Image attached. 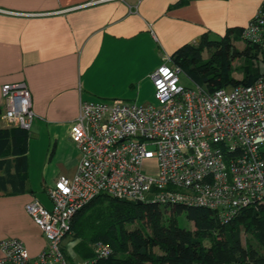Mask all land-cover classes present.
<instances>
[{
    "label": "built area",
    "instance_id": "1",
    "mask_svg": "<svg viewBox=\"0 0 264 264\" xmlns=\"http://www.w3.org/2000/svg\"><path fill=\"white\" fill-rule=\"evenodd\" d=\"M101 1L107 0L91 4ZM263 25L259 11L242 38L260 43ZM184 72L167 58L150 74L156 104L121 99L80 104L71 127L80 151L76 173L60 175L47 189L51 208L37 199L26 204L47 245L31 258L21 239L2 238L0 264H72L63 241L77 212L101 194L203 207L222 224L264 201V74L250 84L209 91L199 83L183 85ZM2 94L7 122L30 132L37 115L27 84H4ZM94 252L93 260L73 264H93L113 249L101 242Z\"/></svg>",
    "mask_w": 264,
    "mask_h": 264
},
{
    "label": "crops",
    "instance_id": "2",
    "mask_svg": "<svg viewBox=\"0 0 264 264\" xmlns=\"http://www.w3.org/2000/svg\"><path fill=\"white\" fill-rule=\"evenodd\" d=\"M0 0V126L2 87L25 82L36 118L28 169L0 168V240L21 239L31 258L47 245L26 204L52 202L47 189L73 176L80 160L71 127L83 101L140 100L150 74L204 36L234 38L264 0ZM242 39V38H240ZM37 169L35 176L32 170ZM1 255V252H0Z\"/></svg>",
    "mask_w": 264,
    "mask_h": 264
},
{
    "label": "trees",
    "instance_id": "3",
    "mask_svg": "<svg viewBox=\"0 0 264 264\" xmlns=\"http://www.w3.org/2000/svg\"><path fill=\"white\" fill-rule=\"evenodd\" d=\"M260 11L264 17V2ZM243 29L233 39L229 35L220 40L204 36L200 43L182 47L171 59L183 70L187 68V73L209 91L250 84L261 74L258 67H253L242 81L230 76L222 63L211 68L224 55L236 59L249 56L252 50H262L264 25L260 43L246 40L244 49L231 44V40L242 38ZM205 47L213 51L203 61ZM28 141L29 132L0 126V168L5 165L6 171H10L12 162L4 156L11 153L16 156L17 172L27 171ZM183 212L194 223L193 230L178 225L176 216ZM134 221L139 227L128 229L126 224ZM242 231L249 235L245 244ZM71 234L77 241L75 250L82 258L94 259V243L103 241L113 249L111 256L96 259L93 264H264V201L243 208L228 224H222L214 211L203 207H169L152 201L138 204L101 194L77 212L67 237ZM65 254L70 257L67 251Z\"/></svg>",
    "mask_w": 264,
    "mask_h": 264
},
{
    "label": "rangeland",
    "instance_id": "4",
    "mask_svg": "<svg viewBox=\"0 0 264 264\" xmlns=\"http://www.w3.org/2000/svg\"><path fill=\"white\" fill-rule=\"evenodd\" d=\"M231 44L234 45L235 48L237 49H244L247 46V41L244 39H237V40H231ZM262 50H252L249 56H240L236 59H230V57H228L227 55H224L222 58H220L219 60H217L218 62L216 63H212L211 64V68H215L216 66H220V64H224V68L227 69V72L229 73L230 76L242 81L244 79L245 76H249L250 72L252 70L253 67H258L261 71V74H264V41L262 43ZM212 51L211 49H208V47H205L203 50V61L208 60L211 56H212ZM228 64V66H227ZM184 68H186V66L182 65ZM185 71V70H184ZM186 73L187 68H186ZM181 74V83L187 87H194L195 83H198L197 81L190 80L187 76L186 73ZM260 74V75H261ZM113 100H106V102H110ZM127 101V100H125ZM128 102H132V103H138V104H148V103H153L156 104V98H155V90H154V86L153 83H151L150 81V87H148L147 89H144L143 92V97L140 100H128ZM37 172V169L32 170V176H35V173ZM177 218V222L178 225L180 227H184L190 230H193L194 228V223L189 220L186 216V213L183 212L181 214H178L176 216ZM126 227L130 230L136 229L139 227V224L137 221L134 222H130L126 224ZM242 241L245 244L246 243V239L249 238V235L245 232L242 231ZM99 242V241H97ZM103 242V241H101ZM206 244H209V241H205ZM77 241H74V237L72 236H68L64 239L63 241V249L64 252L67 251L68 255L70 256L68 258L69 261H72L74 263L76 262H81L83 259L82 256H80L76 250H75V245H76ZM252 243L255 244V241L252 240ZM95 244L94 243L92 246V248H95ZM66 250V251H65ZM120 254H124V253H120ZM125 255V254H124ZM123 255V256H124ZM71 259V260H70Z\"/></svg>",
    "mask_w": 264,
    "mask_h": 264
},
{
    "label": "water",
    "instance_id": "5",
    "mask_svg": "<svg viewBox=\"0 0 264 264\" xmlns=\"http://www.w3.org/2000/svg\"><path fill=\"white\" fill-rule=\"evenodd\" d=\"M137 203H138V204H142L143 202H142V201H138Z\"/></svg>",
    "mask_w": 264,
    "mask_h": 264
}]
</instances>
